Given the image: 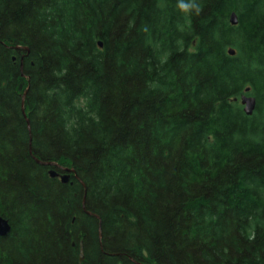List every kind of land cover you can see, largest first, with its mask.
Masks as SVG:
<instances>
[{"label": "trees", "instance_id": "obj_1", "mask_svg": "<svg viewBox=\"0 0 264 264\" xmlns=\"http://www.w3.org/2000/svg\"><path fill=\"white\" fill-rule=\"evenodd\" d=\"M0 217V264H264V0H0Z\"/></svg>", "mask_w": 264, "mask_h": 264}, {"label": "water", "instance_id": "obj_2", "mask_svg": "<svg viewBox=\"0 0 264 264\" xmlns=\"http://www.w3.org/2000/svg\"><path fill=\"white\" fill-rule=\"evenodd\" d=\"M230 23L232 26H237L238 25V19L237 16L235 14H232L230 17ZM100 47H102V45H99ZM27 51V49H24ZM229 55L230 56H235V51L233 50H229ZM27 91L25 92L24 96H23V101L25 99V96L27 94ZM250 92V89L246 90V94H248ZM241 105L243 107V111L246 114V116L250 117L253 115L255 109H256V99L254 97L251 96H247L244 95L241 97L240 99ZM22 111H23V115L24 117L27 119V116L25 114V109H24V103H23V107H22ZM30 153L31 156L32 155V149L30 146ZM33 159L35 160V162L43 167H48V168H53L51 171H49V175L52 179H56L58 178L62 184L66 185L70 182L71 176H73L84 188V199H83V206L85 207V200H86V194H87V189L85 184L79 179V177L77 176L76 172L73 169H68V168H63L61 167L58 163L55 162H42L36 158L33 157ZM57 170H61L63 172V174H59L57 172ZM86 214L89 217H93L97 220H99L100 224L98 227V234H99V242L101 243V239H102V227H101V220L98 216L90 213V212H86ZM11 230V227L8 223L7 220H5L4 218L0 217V237H6L9 235ZM80 261L83 262L84 261V246L83 243H80Z\"/></svg>", "mask_w": 264, "mask_h": 264}, {"label": "clouds", "instance_id": "obj_3", "mask_svg": "<svg viewBox=\"0 0 264 264\" xmlns=\"http://www.w3.org/2000/svg\"><path fill=\"white\" fill-rule=\"evenodd\" d=\"M182 8L186 7L185 5H181Z\"/></svg>", "mask_w": 264, "mask_h": 264}]
</instances>
